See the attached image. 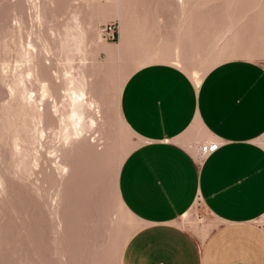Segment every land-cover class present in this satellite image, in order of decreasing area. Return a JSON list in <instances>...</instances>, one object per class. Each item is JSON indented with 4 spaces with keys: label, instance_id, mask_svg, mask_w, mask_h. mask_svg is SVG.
<instances>
[{
    "label": "rangeland",
    "instance_id": "374dc122",
    "mask_svg": "<svg viewBox=\"0 0 264 264\" xmlns=\"http://www.w3.org/2000/svg\"><path fill=\"white\" fill-rule=\"evenodd\" d=\"M187 2L182 11L177 0H0V264H122L144 227L118 185L125 159L142 144L121 114L126 80L164 61L176 36L208 46L212 66L264 65V0ZM74 14L89 30L84 61L69 65L60 42ZM106 26H114V41ZM80 72L86 121L96 125L77 134L64 130L61 114L65 75ZM179 223L198 239L213 226L202 202Z\"/></svg>",
    "mask_w": 264,
    "mask_h": 264
},
{
    "label": "crops",
    "instance_id": "0c3cea01",
    "mask_svg": "<svg viewBox=\"0 0 264 264\" xmlns=\"http://www.w3.org/2000/svg\"><path fill=\"white\" fill-rule=\"evenodd\" d=\"M165 45L164 61L132 73L120 99L143 140L119 174L122 203L144 223L122 264H264V65L221 62L197 85L191 70L211 59L208 46ZM199 200L213 224L204 239L179 223Z\"/></svg>",
    "mask_w": 264,
    "mask_h": 264
},
{
    "label": "bare ground",
    "instance_id": "6f19581e",
    "mask_svg": "<svg viewBox=\"0 0 264 264\" xmlns=\"http://www.w3.org/2000/svg\"><path fill=\"white\" fill-rule=\"evenodd\" d=\"M177 2H178L177 4H179L180 8L182 9V11L186 10L188 8L187 0H177ZM70 19H72L71 20L72 23L70 24V26H72V27H69V26H68V28L65 27V29L66 28L67 29L64 30L65 35H64L63 39L61 38L62 42H60L61 43V46H60L61 52L60 53L64 54V56L66 57L67 63H69V65H71L72 62L75 60L74 58H79V64H80V62L84 61L83 56L85 53V43L87 42L86 39H88V38H86V36H88V35H86L87 34L86 31L89 29H87V30L85 29L87 26H86V24L84 25L82 23V20L79 18V15L74 14L72 16V18H70ZM213 67L214 66H212L211 64L206 63L205 65H203V68H201V69H197V68L193 69L192 78H193L194 82L197 85H200L203 78H204L203 76L200 75V72L202 70L204 72H206V71L209 72ZM67 72H69V71H67ZM65 77H66V83H65V89L64 90L66 91L65 97L68 100H67L65 107L62 110V114L59 112V115L61 114V122L64 125L65 131H67L70 127L71 128L73 127L77 134L83 133L88 127L90 128V127H93L94 125H96V120L94 118H90V122L86 121L87 120L86 103L89 102L88 97H87L89 92L87 93L86 82H85L86 76H85V73L83 74V72H80L76 76H74V74L68 75V73H67L65 75ZM48 87H49V85H48ZM48 87L46 85H42L41 88H42L44 94L49 93L50 90ZM63 98H64V96H63ZM53 99H55V98H53ZM90 105L95 106V103L90 102ZM63 106H64V104H63ZM59 115H58V117H59ZM59 120H58V122H60ZM69 132L66 134L67 136H69ZM142 142H143V140H142ZM191 151L194 152V148L192 145H191ZM198 153H199V150H198ZM198 153H197V157H198Z\"/></svg>",
    "mask_w": 264,
    "mask_h": 264
},
{
    "label": "built area",
    "instance_id": "2783aa9c",
    "mask_svg": "<svg viewBox=\"0 0 264 264\" xmlns=\"http://www.w3.org/2000/svg\"><path fill=\"white\" fill-rule=\"evenodd\" d=\"M104 32L107 35H109L111 40L114 41L116 39V31H115L114 26H106L104 28ZM220 146L221 145L219 142H213V143H209V144L200 145L198 158L200 160L207 158L208 156L214 154L220 148ZM198 202L201 203V200H199Z\"/></svg>",
    "mask_w": 264,
    "mask_h": 264
}]
</instances>
